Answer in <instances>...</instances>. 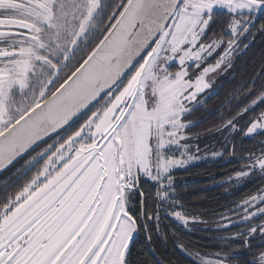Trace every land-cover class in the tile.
Here are the masks:
<instances>
[{
  "label": "snow or ice",
  "instance_id": "1",
  "mask_svg": "<svg viewBox=\"0 0 264 264\" xmlns=\"http://www.w3.org/2000/svg\"><path fill=\"white\" fill-rule=\"evenodd\" d=\"M257 33L264 0H0V264H135L161 211L196 223L175 194V170L200 158L187 117ZM252 96L242 113L264 105V90ZM224 128L264 137V111ZM260 143L234 179L262 183L216 231L248 227L214 253L178 245L189 264H264Z\"/></svg>",
  "mask_w": 264,
  "mask_h": 264
},
{
  "label": "trees",
  "instance_id": "2",
  "mask_svg": "<svg viewBox=\"0 0 264 264\" xmlns=\"http://www.w3.org/2000/svg\"><path fill=\"white\" fill-rule=\"evenodd\" d=\"M111 2L113 0H105V3ZM244 43L248 47L241 46L234 54L229 70L217 80L214 90L198 97L187 117L193 125L187 130L189 136L218 134L225 129L224 124L230 119L234 120L238 129L245 128L255 115L264 111V105H259L254 111L242 113V109L253 98L252 94L264 90V36L257 33L254 39L249 37ZM75 66L76 60H73L65 73H70ZM262 140V136L248 137L235 132L218 145L220 156L217 159L194 164L184 170H175L176 202L183 206L181 210L190 220L195 218L197 222L186 226L161 211L158 230L153 229L148 233L151 241H147L144 234H141L133 249L135 264H155L156 259L162 264H189L187 256L179 250L178 245H186L193 251L214 253L219 250L218 246L227 243L220 240V236L245 230L248 227L246 224L235 225L226 232H218L216 228L222 214L255 193L261 185L258 176L242 181L230 180V177L233 178L243 168L244 157L259 150ZM10 176L9 172L0 175V200L11 182ZM149 203L155 207L151 201ZM253 244L259 245L260 241L255 240ZM238 247V243H233L232 249L225 250L231 251Z\"/></svg>",
  "mask_w": 264,
  "mask_h": 264
},
{
  "label": "rangeland",
  "instance_id": "3",
  "mask_svg": "<svg viewBox=\"0 0 264 264\" xmlns=\"http://www.w3.org/2000/svg\"><path fill=\"white\" fill-rule=\"evenodd\" d=\"M218 58H219L218 56L213 55V57H210L208 59L207 63L208 64H215L216 59H218ZM211 60H213V61H211ZM233 60H234V55H233L232 61ZM232 61H231V63H232ZM229 68L230 67H222L221 69H217L215 72L210 73L209 76L207 77V79H208V82L210 83L211 86H210V88L205 89L204 92L199 93L197 96V99H198V97H200L204 94H209L210 92H212L214 90V87H215L217 80L219 78H221L229 70ZM195 103H196V101L193 102V104H195ZM234 133L235 132L229 133L228 129H224L223 131L219 132L218 134H215L212 136L211 135L207 136V137L206 136H203V137H191L190 136L188 143L192 146V154L196 155L200 158L193 160L187 166H185L183 168H177L176 170H184L185 168H187L191 165L198 164V163L205 162V161L212 160V159H217L220 156V151L217 148L218 145L222 141H224V139L227 136L234 134ZM197 146L200 149V151L198 153L196 152ZM213 153H217L218 155L214 156ZM234 177H233V179H234ZM238 224L239 223H237L236 225H238Z\"/></svg>",
  "mask_w": 264,
  "mask_h": 264
},
{
  "label": "flooded vegetation",
  "instance_id": "4",
  "mask_svg": "<svg viewBox=\"0 0 264 264\" xmlns=\"http://www.w3.org/2000/svg\"><path fill=\"white\" fill-rule=\"evenodd\" d=\"M15 190V188H11V191H14ZM11 191H9V192H11ZM6 195V193H4L3 194V197Z\"/></svg>",
  "mask_w": 264,
  "mask_h": 264
},
{
  "label": "water",
  "instance_id": "5",
  "mask_svg": "<svg viewBox=\"0 0 264 264\" xmlns=\"http://www.w3.org/2000/svg\"><path fill=\"white\" fill-rule=\"evenodd\" d=\"M2 173H0V175H1Z\"/></svg>",
  "mask_w": 264,
  "mask_h": 264
}]
</instances>
